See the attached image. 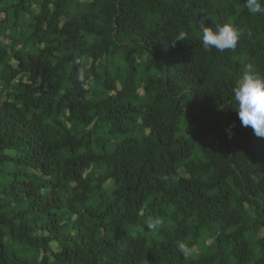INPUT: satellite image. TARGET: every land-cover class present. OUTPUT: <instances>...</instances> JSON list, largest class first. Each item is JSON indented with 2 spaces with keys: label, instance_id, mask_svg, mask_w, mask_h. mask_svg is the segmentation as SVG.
<instances>
[{
  "label": "trees",
  "instance_id": "obj_1",
  "mask_svg": "<svg viewBox=\"0 0 264 264\" xmlns=\"http://www.w3.org/2000/svg\"><path fill=\"white\" fill-rule=\"evenodd\" d=\"M202 21L237 46L205 49ZM249 63L244 0H0V264H264Z\"/></svg>",
  "mask_w": 264,
  "mask_h": 264
},
{
  "label": "clouds",
  "instance_id": "obj_2",
  "mask_svg": "<svg viewBox=\"0 0 264 264\" xmlns=\"http://www.w3.org/2000/svg\"><path fill=\"white\" fill-rule=\"evenodd\" d=\"M244 6L252 15H264V0H244ZM201 23L203 25L201 39L205 49L215 48L223 52L237 46L241 33L233 25H216L213 29L205 26L204 21ZM185 39L186 34L180 32L172 44ZM79 78L83 79V75L81 74ZM232 93L235 111L242 126L251 127L255 136L264 138V75L255 71L251 63L245 65ZM233 127L234 124L227 129L229 138L233 135ZM145 223L149 230H155L162 224V220L160 217H149ZM178 249L184 253L186 246L181 243Z\"/></svg>",
  "mask_w": 264,
  "mask_h": 264
},
{
  "label": "rangeland",
  "instance_id": "obj_3",
  "mask_svg": "<svg viewBox=\"0 0 264 264\" xmlns=\"http://www.w3.org/2000/svg\"><path fill=\"white\" fill-rule=\"evenodd\" d=\"M84 1H89V0H84ZM193 252H196V249L193 248L190 251L187 252V255H191Z\"/></svg>",
  "mask_w": 264,
  "mask_h": 264
}]
</instances>
